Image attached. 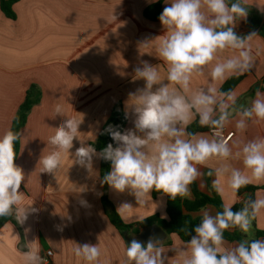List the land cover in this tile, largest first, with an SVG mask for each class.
Instances as JSON below:
<instances>
[{
    "label": "clouds",
    "instance_id": "1",
    "mask_svg": "<svg viewBox=\"0 0 264 264\" xmlns=\"http://www.w3.org/2000/svg\"><path fill=\"white\" fill-rule=\"evenodd\" d=\"M166 3L169 6L159 16L166 34L154 39L158 40L156 56L166 71L162 73L159 65L147 61L135 68V79H142L145 84L129 93L127 108L135 115L134 130L121 132L109 126L106 131L116 147L109 143L97 152L81 141V146L71 153L73 141L82 136L78 129L83 121L77 113L67 116L47 138L50 150L39 160L40 172L57 177L64 159L70 155L74 157L72 164L84 167L90 174L94 157L110 161L111 171L101 183L121 193L129 190L141 206L151 199L153 190L173 200L190 199L193 183L205 174L214 177L212 189L222 199L230 193L231 203L224 202L222 210L215 214L211 208H202L200 222L191 229L186 221L180 229L190 236L186 242L176 241L166 248L161 241L151 238L146 245L137 239L126 245L121 239L124 245L121 264H165V261L168 264H264V240L245 238L233 245L225 240L226 231L239 229L248 234L253 222L259 228L264 217V193L257 192L255 198L246 193L243 199L238 195L248 185L264 184V136L241 138L251 125L264 122V91L258 88L254 99L239 103L236 90L225 91L217 86L233 76L251 72L255 66L250 42L257 34L252 32L242 37L234 31L237 22L248 17L247 0H166ZM260 6L264 11V5ZM115 20L111 15L110 21ZM154 40L142 45L148 47ZM225 52L232 54L222 58ZM204 76L209 78L208 83L194 87V78ZM54 112L65 115L60 104ZM194 121L200 128L210 129V134L189 131ZM233 122L240 134L235 138L233 134L225 136V130ZM17 141L22 150L25 138L20 131L9 128L0 135V218H14L23 225L37 209L31 207L33 200L29 201L20 191L25 176L14 163ZM203 168L208 169L206 173ZM236 203L242 206L233 211ZM80 204L87 206L84 200ZM131 208L125 203L117 211L123 213ZM176 235L172 233L174 239ZM25 248L21 264H47L40 255L38 241L26 243ZM168 251H174L175 256L169 258ZM72 253L82 264H108L106 259H101L105 253L99 243H74Z\"/></svg>",
    "mask_w": 264,
    "mask_h": 264
},
{
    "label": "crops",
    "instance_id": "2",
    "mask_svg": "<svg viewBox=\"0 0 264 264\" xmlns=\"http://www.w3.org/2000/svg\"><path fill=\"white\" fill-rule=\"evenodd\" d=\"M159 1L19 0L13 6L15 20L7 18L0 9V135L12 127L30 86L37 85L41 90L40 103L32 108L20 131L25 144L21 150L20 143L15 164L22 168L25 176L20 191L29 201L33 200L31 207L37 209L28 215L23 225L20 224L24 242L38 241L41 256L51 251L49 264H82L72 253L74 243H99L105 253L102 261L106 259L108 264H121L124 246L121 239L127 245L130 234L122 235L104 211L101 159L94 157L93 173L90 174L84 167L72 164L74 157L70 155L64 159L57 177L40 172L39 160L50 150L47 138L53 134L54 128L75 113L82 116L83 122L78 129L82 136L73 141L71 153L81 146V141L90 145L98 139L118 104L122 105L125 115L127 112L124 131L134 130L135 115L127 108L129 93L145 84L144 80L135 79V68L147 61L159 65L162 73L166 71V66L156 56L158 40H154L165 35L166 29L160 20L153 21L144 15L146 8ZM247 5L264 15L260 6L264 5V0H247ZM166 6L169 4L162 0L161 13ZM111 15L116 17L115 21H110ZM234 31L243 37L252 33H247L246 27L240 23ZM253 32L257 34L250 42L255 66L244 74L245 78L234 89L239 94V103L254 99L255 94H250L252 88L264 85L260 82L264 77V39ZM151 40L154 41L148 47L142 45ZM231 54L225 52L222 58ZM208 81L207 76L197 77L193 86ZM222 85L217 86L221 88ZM57 104L63 106L65 115H55ZM226 131L233 132L234 138L240 135L234 122ZM199 133L210 134V131ZM258 135L264 136V122L251 125L241 138L247 140ZM234 166L242 167V164L234 163ZM207 170L202 169L205 173ZM213 179L205 174L195 182L198 190L210 194ZM250 186L260 188L255 194L264 193V184ZM108 196L116 211L125 203L131 205L132 208L123 213L117 211L125 224L141 222L140 217L147 219L159 215L167 218V198L163 194L153 197L151 192V199L144 206L129 190L121 193L109 186ZM219 196L222 203L232 202L230 193H226L223 199ZM81 200L87 202L86 207L80 204ZM205 208H211L213 214L217 211L210 205ZM193 216L201 218V211ZM259 224L258 228L255 221L256 228L264 231V217ZM25 229L29 231L25 232ZM249 233L254 236L252 231ZM176 241L182 240L177 235L175 239L167 235L162 243L167 248ZM20 242L21 233L14 224L8 222L0 228V264H21L23 250L19 248ZM227 243L233 245L237 242ZM166 255L172 258L175 252L168 251Z\"/></svg>",
    "mask_w": 264,
    "mask_h": 264
},
{
    "label": "trees",
    "instance_id": "3",
    "mask_svg": "<svg viewBox=\"0 0 264 264\" xmlns=\"http://www.w3.org/2000/svg\"><path fill=\"white\" fill-rule=\"evenodd\" d=\"M19 0H0V9L2 13L9 19L15 20L16 15L13 10V6L15 3H17ZM234 2V0H233ZM161 5L162 0L159 1L156 4H153L152 6H149L145 9L144 15L147 19L158 21L159 16L161 14ZM248 6V5H247ZM248 17L246 20H240L237 23L243 24L246 29L248 30L247 33L256 31L259 36H261L264 39V15L258 11L256 8L248 6ZM246 33V35H247ZM245 35V34H244ZM243 37V35H241ZM245 78V75L241 76H233L230 79L226 80L225 83L221 86V90H228V89H235L236 86L242 82V80ZM261 83H264V77L260 81ZM260 88V90H263L262 87L255 86L252 88L250 94H255V91ZM41 100V90L37 85H31L30 88L27 91L26 98L23 102V104L19 107L17 114L13 120L11 129L13 131H21L22 128L25 126L28 115L30 114L32 108L40 103ZM198 121V118H197ZM197 121H195L192 125L189 126V131L194 132H203V131H210L208 128H200L198 126ZM127 123V118L124 113L123 107L121 104H118L113 109L112 115L110 118L106 121L104 124L98 139L91 143L90 145L94 147L97 152L102 151L109 143L113 144L114 147H116L115 141H113L111 135L106 131V129L109 126H112L116 128L117 130L123 132L124 128ZM20 149V142L17 141L15 144V150L17 152L16 159L14 163L17 160L18 154ZM111 171V162L101 159L100 163V178L101 181L103 180V177ZM103 185V193H102V205L104 208V211L110 220L111 224L124 236L125 234H131V235H137L140 230L144 227L151 226V225H158L161 227L168 236H171L172 233H176L177 236L182 241H187L190 239V236L185 235L180 229L185 225V222H188L189 228L194 227L196 224L200 222V217H194L193 214L201 211L202 208H205L206 206L210 205L216 208L217 211L222 210V200L217 192L212 189V192L210 194H205L198 190V187L196 183H193L190 187L193 193V199H181L180 197H177L175 200L171 199V197L167 194H164L163 192H157L155 190L152 191L153 197H156L157 195L163 194L167 198L166 203V214L167 218L163 219L159 217V215L151 216L141 222H138L136 224H125L122 219L120 218L118 212L116 211L114 205L109 199L108 193H109V185L102 184ZM259 187L250 186L243 188L239 192V197L245 195L246 193L251 196L252 198H255V192L259 190ZM242 206V203H238L233 206V211H237ZM12 223L14 224L17 229L21 233V242L19 245V248L23 251H26L25 248V242L23 239V233L20 227V224L16 222L14 218H0V228L3 227L6 223ZM254 233L255 239L264 240V231H260L256 228L255 221L253 222V227L251 230ZM194 234V233H193ZM247 238V234H244L239 231V229H232L225 232V240L229 242H239L242 239ZM133 239V238H132ZM132 239L127 238V244H130Z\"/></svg>",
    "mask_w": 264,
    "mask_h": 264
},
{
    "label": "water",
    "instance_id": "4",
    "mask_svg": "<svg viewBox=\"0 0 264 264\" xmlns=\"http://www.w3.org/2000/svg\"><path fill=\"white\" fill-rule=\"evenodd\" d=\"M150 238L163 242L167 238V233L158 225H151L142 228L140 232L134 236V239L139 240L145 245L147 244Z\"/></svg>",
    "mask_w": 264,
    "mask_h": 264
},
{
    "label": "built area",
    "instance_id": "5",
    "mask_svg": "<svg viewBox=\"0 0 264 264\" xmlns=\"http://www.w3.org/2000/svg\"><path fill=\"white\" fill-rule=\"evenodd\" d=\"M229 134H233L234 136V133L233 132H228L225 130V136L229 135ZM51 252V251H47L42 257L45 258V260L47 261V264L50 263V258L52 257V255H48V253ZM52 253V252H51Z\"/></svg>",
    "mask_w": 264,
    "mask_h": 264
},
{
    "label": "rangeland",
    "instance_id": "6",
    "mask_svg": "<svg viewBox=\"0 0 264 264\" xmlns=\"http://www.w3.org/2000/svg\"><path fill=\"white\" fill-rule=\"evenodd\" d=\"M128 237H129V239L131 240V239L133 238V235L130 234ZM248 238H249V239H252V238H254V236H253L252 234L250 235V233H249V234H248Z\"/></svg>",
    "mask_w": 264,
    "mask_h": 264
}]
</instances>
